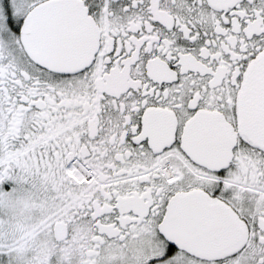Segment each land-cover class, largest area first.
Returning a JSON list of instances; mask_svg holds the SVG:
<instances>
[{
  "label": "snow or ice",
  "instance_id": "1",
  "mask_svg": "<svg viewBox=\"0 0 264 264\" xmlns=\"http://www.w3.org/2000/svg\"><path fill=\"white\" fill-rule=\"evenodd\" d=\"M0 264H264V0H0Z\"/></svg>",
  "mask_w": 264,
  "mask_h": 264
}]
</instances>
